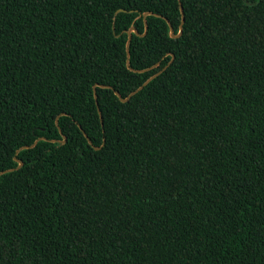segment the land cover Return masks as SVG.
<instances>
[{
	"label": "trees",
	"instance_id": "16d2710c",
	"mask_svg": "<svg viewBox=\"0 0 264 264\" xmlns=\"http://www.w3.org/2000/svg\"><path fill=\"white\" fill-rule=\"evenodd\" d=\"M0 264H264V0H0Z\"/></svg>",
	"mask_w": 264,
	"mask_h": 264
},
{
	"label": "water",
	"instance_id": "95a60500",
	"mask_svg": "<svg viewBox=\"0 0 264 264\" xmlns=\"http://www.w3.org/2000/svg\"><path fill=\"white\" fill-rule=\"evenodd\" d=\"M181 11H182V16H183V20H182V23H181V31H182V26L184 24V14H183V9L181 8ZM171 32H172V37L175 38V35L173 34V28H171Z\"/></svg>",
	"mask_w": 264,
	"mask_h": 264
}]
</instances>
